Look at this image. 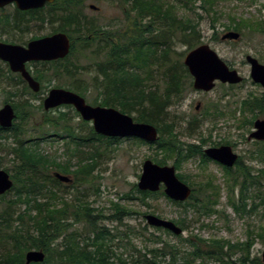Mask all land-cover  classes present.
I'll return each mask as SVG.
<instances>
[{
  "label": "trees",
  "instance_id": "16d2710c",
  "mask_svg": "<svg viewBox=\"0 0 264 264\" xmlns=\"http://www.w3.org/2000/svg\"><path fill=\"white\" fill-rule=\"evenodd\" d=\"M115 1L122 2L124 6L130 5L129 9L135 13L131 35L127 31L114 34L111 26L106 30L100 24H96L97 22L82 23L79 15L75 13V6L71 7L76 3H72L69 11L70 27L79 29V32H82L84 27L87 33H82L81 38H78L73 32L70 34L72 44L70 56H75L76 53L84 49H95V54L100 52L103 60L98 63L100 70L92 84L98 92V97L95 98L92 105L116 108L129 115L136 112L137 116L134 119L137 122L155 125L159 132L158 141L145 143L155 149L156 157L149 159L159 165H168L169 160L175 159V166L179 170L183 163L202 153L196 150L193 144L183 142L178 138L177 121L175 118H169L168 113L170 106L178 102L182 92L190 85L188 80L192 77L184 65L183 59L189 50L202 44L199 23L195 22L192 17L179 14L177 6H181V2L184 0H178V5L170 3L168 0ZM215 3L216 0H202L201 5L194 4V6L202 9L206 14L214 12ZM182 7L187 11L195 10L186 3H182ZM262 24L264 21L253 23L242 19L236 22L233 19L229 29L238 31L248 29L256 33L261 32ZM175 37L179 39V42L188 46L186 52L172 51L173 45L170 43ZM216 39H218L217 36ZM159 68H163L167 78V74L172 72L170 81H165L162 93L157 88H153L150 83L152 70ZM73 70L70 67V75ZM99 75L102 76L104 82H99ZM76 88L83 95L89 90L88 85ZM102 96L104 98L100 99ZM241 106L243 112L250 111L255 115L257 113L264 114V97L250 94L244 99ZM255 115L245 121L250 124V127L256 119ZM45 123L51 126L55 132L60 131V134L61 132L68 134L71 140L68 145L70 160L96 161V169L100 164L101 153L98 147L94 146L93 138L95 137L98 142L107 141L111 145L116 141L96 134L93 127L88 135L79 136L70 126V119L68 116L66 118L65 114L59 116L58 119L48 117L45 119ZM15 127L16 124H14L13 130ZM250 129L247 128V131L249 132ZM47 130H43L42 133ZM18 135L15 133L14 137L17 138ZM7 138L0 129V139ZM42 140H47V138L44 137L38 142L40 143ZM39 143H33L32 140H16V145H7L8 153L14 156L13 161L17 162L18 160L21 164L15 163V174H11L17 190L15 197L18 200L9 201V205L0 215V264H24L25 254L30 250H41L47 254L43 264H63L65 253L60 251V246H52V242L62 239L64 235L69 251L67 255L73 257L68 262L74 264H177L180 259L183 260V264H195L199 259L210 260V258L224 264H231L225 258L235 257L238 254L241 255L240 262L242 264H262L258 259L250 260L249 256L258 239H264V227L260 232L249 229L246 241L236 244L222 239L208 242L198 238L196 240L188 238L184 241L190 244L191 250L189 252L182 250L181 253L178 245L164 239V235L172 233L162 228H151L145 225L137 229L134 225L125 223L126 231H123L124 233H120L118 227L115 229L119 232L112 233V228L102 225L104 218L102 214H96V221L94 220L86 200L76 199L74 202H68L62 199L48 198L50 190H47V184L43 182L44 176H47L44 173L47 167L43 162L51 160V157L42 153ZM258 145L257 150L252 152L251 159L264 163V144ZM87 146H91L89 148L91 150H85ZM109 147L110 145H107L105 148L108 152L110 151ZM91 166L92 164L88 163L81 166L80 174L87 176L88 171L92 170ZM54 169L62 170L60 166H56ZM97 178L99 177L96 175ZM228 183L230 195H233L235 189L239 188L240 203L234 201L232 197L230 198V203L238 213H242L244 216L252 214L257 210L258 205H263L261 201L264 199H261L260 203L256 201L264 191V169L256 171L251 165L240 164L236 174H228ZM96 188L98 189V186ZM252 189L258 191L253 194L251 193ZM44 190H46V194L43 192ZM161 194L163 193L140 191L137 184H134L131 194H127L125 198L130 201L138 200L142 205L151 208L149 199ZM5 197L6 195L1 196L0 200ZM42 199H47V201ZM250 201L251 207L249 208ZM12 202L26 204L28 208L25 212L17 213L14 217L16 212L14 206L16 205H12ZM190 206L193 207V204ZM114 207L113 215L107 219L111 222L124 224V216L121 213L123 208L116 203H114ZM205 207L210 213L216 212L207 204ZM131 215L132 213H129L127 216ZM64 217L68 219V225H62ZM77 223H84L85 229L77 231L78 228L75 227ZM14 224L23 227L17 226L15 230H12ZM25 227H27L26 230ZM4 230H11V235H1ZM126 238L129 240L126 241ZM136 238L143 241L141 246L135 245ZM9 240L12 244H8ZM116 240H118L117 246L127 251V255L125 253L118 255L112 252L111 243ZM14 242L15 244H13ZM89 247L93 249L89 250Z\"/></svg>",
  "mask_w": 264,
  "mask_h": 264
},
{
  "label": "rangeland",
  "instance_id": "374dc122",
  "mask_svg": "<svg viewBox=\"0 0 264 264\" xmlns=\"http://www.w3.org/2000/svg\"><path fill=\"white\" fill-rule=\"evenodd\" d=\"M168 1H170V3H176V5L179 4L178 0ZM201 1L202 0H184L181 2V6H177V10L179 9L178 12L180 15L192 17L195 22L198 21L202 44H209L213 49H215L221 57L227 60L229 64L239 72L240 75L245 77L246 82L244 85L235 86L234 89H229L227 86L226 88L219 86L208 95H198L188 89L189 91L187 90L185 92L183 98L180 100V103L175 105L171 110H168V113H170L169 118H173L175 114L179 117L177 128L182 133L181 140L194 143H197L196 141L199 140V137H196L195 139H188L183 133L186 129V122L189 120V117L200 115L197 114V111H195L194 108L199 101L202 104H210L214 103V101L222 99L221 105H226V110L228 112H233L240 107V100L245 99L249 94L259 96L264 95V89L255 85L251 80L250 66L246 63V55L250 54L258 58L260 62L264 64V24L261 25V32L253 33L248 29H244V35L238 42L228 43L221 40L222 35L228 31L227 26L231 25L233 19H235L236 22H239L242 19L245 21H252L253 23L264 21V0H216L214 12L206 14L202 9L194 6V4L197 6L201 5ZM70 2H83L85 4V14L90 19H93L94 22H97L96 24H100L105 29L111 26L114 34L117 32L123 33V31L131 33L132 28L129 27V22H126L125 17L127 14L124 12V8L127 5L124 6L122 2L115 0H76ZM182 3L188 4L193 9L195 8L196 11H187L182 9ZM92 4L98 7L97 11L94 8H90V5ZM129 12L135 18V14L130 9ZM216 36H218L219 39H216ZM170 45H173L172 48L178 53L186 52L188 50V46L179 42L177 37L174 38ZM176 59H178L177 56ZM102 60L103 56L95 54V49H84L70 58V63H74V65L78 68H82V70L78 71V74L75 71L74 80L81 82V84H79L80 86H89L87 101L90 104L95 101L96 97H98V92L92 84L93 79L96 76V64ZM78 68L74 70H77ZM98 78L99 82H104L102 76L100 77L99 75ZM3 90H5V88H3ZM103 98L104 96L100 99ZM2 100L3 95L0 94V108L2 107ZM34 105L35 106L27 109V111L32 114L25 116L24 118H22V116L17 119L15 128L18 129V137L15 138L13 133L10 132L5 134V136L8 137L7 139H0L1 169L8 170L10 176L11 174H15L14 171L16 161H13L14 156L8 153L7 145H16V140H32L33 143H39L38 141L41 140L42 137L44 138L52 135H62L65 137L66 135L62 132L60 134V131L55 132L51 126H48L43 117L44 110L39 107L40 104L38 105L37 102ZM63 110L68 113L70 126L74 129L76 134H79V136H86L89 134L90 129L93 127L91 122L88 124L84 123L81 116L77 115V112L73 108ZM58 115L59 113L54 112L49 116H51L52 119H58ZM131 116L136 117L137 113L134 112ZM238 116L240 119L242 118L241 115ZM201 120V135L207 136L212 122L204 120V118ZM237 123L238 121L230 116H226L225 119H221L218 122V132L213 135L214 139L216 141H218L219 138H225L231 141L237 140L235 136L237 133L235 128ZM39 129L48 130L42 134V132H39ZM229 133L231 135H228ZM245 134L248 136L247 131ZM65 142L66 141L60 140V138L52 139L49 137L47 140H42L39 143V149L44 155L56 158L59 160L58 162H60L67 158ZM107 145H110L109 152L105 149ZM95 146L98 147L99 152L101 153L100 164L96 169V175L99 177L96 179V186H98L99 190L96 188V201L89 200V206L91 208H96V212L101 210L100 212H103L105 216L113 215L115 210L113 203L122 206L123 209L121 210V213L124 214L123 216L127 215L126 213H128L129 210L136 212V214H133L128 218L125 216L123 220L124 224L107 220L105 222L103 221L102 225L112 228V233L116 234L119 231L120 233H124L123 231H126L125 223L132 224L137 229L141 226H145L146 221L144 216L148 213L167 220L185 221L184 223L187 228L184 235L181 236L184 237V239H181L173 234L164 235L165 240L178 245V249L181 250V253L182 250L188 252L191 250L190 244L184 241L188 238L193 237L195 240L198 238L204 241L222 239L229 240L231 243L236 244L246 241L247 231L249 229H254L256 232H260L261 228L264 227V201H261V199H264V191L261 197L257 198L256 201L257 203H260L261 201L263 205H258L255 212L245 216L242 213H238L230 203V198L232 197L234 201L240 203L239 188H236L233 195H230L228 191V178L225 176L222 168L213 162H206L202 164L199 157H194L188 162L183 163L182 168L179 171V173L187 176L190 181L195 182L198 186L201 183H204L209 178V175H213L216 178L215 183L220 187V194L218 205L215 209H217L219 214L199 215L192 207L185 208L174 205L164 195L149 199V202L152 205L151 208L142 205L138 200L130 201L121 198L122 195L131 193L134 184L138 183L139 175L142 173V165L144 161L150 157H156L154 148L128 138L114 142L112 145L107 141H96ZM87 147L85 150L91 148V146ZM254 150H257V147L253 142L248 144L243 141L237 147V153L243 157L245 163L253 166L256 171L264 169V163L259 160L251 159V155ZM173 162L174 160H169V165H173ZM17 163L21 164L18 160ZM52 170L55 169L52 168L51 171ZM258 175L260 176L261 174L258 173ZM12 180L14 181V179ZM11 190L10 193L6 195L5 199L0 200V215L9 205V201L18 200V198L15 197L17 193L15 181ZM257 191V189H252L251 193L254 194ZM74 198L75 196L70 194L67 196V201L74 202L76 200ZM42 200L47 201V199ZM86 201L88 202V200ZM249 203L250 208L251 201ZM91 204L93 205L91 206ZM12 205H16L14 206L16 208L14 217H16L17 213L25 212L28 208L26 204H20V202H12ZM25 219H27V216H25ZM17 226L14 224L12 230H15ZM19 227L21 228L23 226L20 225ZM75 227L78 228L77 231L80 232L85 229V224L77 223ZM116 227H118L119 231L115 229ZM24 229L26 230L27 227ZM11 233V230H4L1 232V235L5 236L4 234H6V236H9ZM60 240L61 238L59 241ZM128 240L129 238H126V241ZM117 243L118 240L111 243L112 252L118 255L121 253H125V255H127V251H124L123 248H119ZM134 243L136 246H141L143 241L136 238ZM8 244H12L11 240H9ZM13 244H15V242ZM263 251L264 239L259 238L251 250L249 259H258L262 264H264L262 261ZM240 258L241 255L238 254L235 257L225 259L231 264H242L240 262ZM215 262V259L213 262L207 259H200L196 262V264H224L223 262ZM177 264H183V260L180 259Z\"/></svg>",
  "mask_w": 264,
  "mask_h": 264
},
{
  "label": "flooded vegetation",
  "instance_id": "af4514ba",
  "mask_svg": "<svg viewBox=\"0 0 264 264\" xmlns=\"http://www.w3.org/2000/svg\"><path fill=\"white\" fill-rule=\"evenodd\" d=\"M83 2H78L76 3V5L71 6L72 3L69 0H0V94L3 95L2 107L0 108V110L3 109L7 105H11L13 107L15 114H16V118L14 120L13 126L19 117L23 116L22 118H24L25 116H29L30 114H32L29 111H27V109L29 107L35 106L34 104L36 102L38 103V105L40 104L39 107L44 110L43 112L44 120L48 117L52 118L49 115L53 114L54 112L59 113L57 118L63 114H65L67 118L68 113L64 112L63 109H69V108L74 109V107L71 105L64 104V105H61L55 108H51L49 110L45 109V100L49 97L52 90L62 89V90L72 91L84 97L87 101V93L83 95V93L76 88L80 86L79 84H81V82L74 80V74L76 72L78 74V71L82 70V68L81 67L78 68L76 65H74V63H70V58L72 57L70 56V53L66 54L65 56L61 58H55V59H50V60L35 59L30 54L29 56L26 54V51L30 50V45L33 42H38L44 39H49V38H52L58 35H61V36L63 35V36H66L68 39H70V34L72 32L78 38H81L83 36L82 33H87L84 27L82 28V32H79V29L77 30L75 27L71 28L70 22H69L70 6L71 7L75 6L74 8L75 13L79 15V18L82 21V23L86 24V23L94 22L93 19H90L85 14L84 12L85 4ZM128 7L126 6L124 8V12L127 14L125 19H126V22H129L130 24L129 27L133 29L132 23H133L134 16L130 14ZM90 8L91 9L94 8L96 11L98 10V7L93 4L90 5ZM229 27L230 25L227 26L228 31L224 33L222 37L228 32H239L242 38V36L244 35L243 31L229 29ZM129 35H131V33H129ZM222 37H221V40L228 42V43H232V42L235 43L241 39L240 38L237 41L236 40H223ZM174 50L175 49L172 48V51ZM216 53L218 54L217 51ZM98 54L101 55L99 51L97 55ZM42 55L44 54L42 53ZM249 55L250 54L246 55V58ZM219 57L228 66H230L232 69H235L229 64L227 60L221 57V55H219ZM98 63L96 64V75L100 70V66ZM246 63L248 64L247 60H246ZM70 67L73 69H76V68L78 69L73 70V73L70 75L69 74ZM250 70H251V67H250ZM171 73L167 74L169 78L168 79L165 75L163 68L152 70V75L150 77V83L152 87L157 88L159 92L162 93L163 87L165 85V81L169 82L171 79L170 78ZM191 77L192 79L188 80L190 82L189 87L184 92H182L181 96L178 98V102L174 105H171L168 110H171L175 105H178L180 103V100L183 98L185 92L188 89L194 93H197L198 95H206V94L208 95L212 93L214 90H216L217 87L219 86L223 88H226L227 86L229 89H234L235 86L244 85L246 82V79L244 76H242L244 80L240 84L233 85L229 83H222L221 81H216L215 87L212 90L204 91V90H196L194 88V78L192 75ZM254 84L257 85L258 87H262L259 84H256V83ZM3 88H5V90H3ZM262 96L264 97V95H261V97ZM243 101L244 99L240 100V107H238L237 110L233 112L232 111L228 112L226 110V105L225 106L221 105L222 99H220L219 101H214V103H210V104H202L199 101L194 108H195V111H197V114H200V115L189 117V120L186 122V129L183 133L188 139H195L196 137H199V140L196 141L197 143L181 140L182 133L177 128V135L181 141L193 144L196 150H199L202 152L196 156L200 158L201 163L204 164L206 162H213L219 165L222 168L227 178H228V174L230 173L236 174L240 164H247L243 160V157L237 153V147L243 141L248 144L253 142L256 147L259 146L258 144H261V143L264 144L263 141L249 139V135L254 129V122H253V125L250 127V124L248 122L245 123V121L253 118L255 113L250 112V111L243 112L241 110L242 108L241 105ZM237 114L241 115L242 118L240 119ZM226 116H230L238 121L235 127L237 131V133L235 134L237 140L231 141L229 139L219 138V140L216 141L213 135L214 133L218 132V127H219L218 122L221 119H225ZM255 116H256L255 121L258 119L264 118V114H261V113H257ZM173 118H175V121H177L176 126L178 127V123H179L178 115L175 114ZM203 118L204 120H208L212 122L207 136L201 135V132H200L201 121H202L201 119ZM134 121L137 122L135 119ZM139 123H144V122H139ZM13 126L7 129L2 128L0 126V129L4 135L10 132H12L13 135L15 133L18 135V129L14 128L13 130ZM247 128H251L249 132L247 131ZM246 131L248 133V136H246L245 134ZM39 132H44V131L39 129ZM63 134H66L65 137H63L62 135L46 136V138H49V137L52 139L60 138V140L66 141L65 148H66V157H67L65 160H62L60 162H58L59 160L57 159L54 160L52 157H51V160H47L43 162L45 166L47 167L44 173L48 175L46 177L44 176L43 182L47 184L46 186L47 190L51 191V192L50 191L48 192L47 196H49L48 198L50 199H58V200L62 199V200L67 201V196L72 194L75 196L74 199L88 200V203L90 204L89 200L96 201V161L88 160V161L81 162V161H76V160H70L69 153H68V145H69V142H71V140L67 133H63ZM228 135H231V134L229 133ZM41 139H44V138L42 137ZM93 139L95 141L94 143V146H95L96 138L94 137ZM113 139L116 140L115 142H118L122 140L123 138H113ZM128 139H132L138 143L144 142L141 144L149 143L139 138L131 137ZM223 146L230 147L233 150V152L238 155V160L232 167H228L216 160H213L205 154V151L207 149L220 148ZM173 160L175 162V159ZM174 162H173V165H170V166H174L176 168ZM86 163L92 164L91 166L92 170L91 172L88 171L87 176H84L80 174V169H81V166H83ZM168 165H169V162H168ZM56 166H60L62 170L58 171L57 169H55L51 171V169ZM181 168L179 170L176 168V174H177V177L182 182H184L190 187L191 194L189 198L186 199L185 201L172 200L166 195L165 188L163 185L161 186L160 190L157 192L163 193L161 195L162 196L164 195L174 205L187 208V207H192L190 205L193 204L192 208L195 209L199 215H202V214L212 215L215 213L219 214L217 209H215L216 206L218 205V199H219V194H220V187L215 183L216 178L213 175H209V178L204 183H201L198 186L197 184H195V182L190 181L187 176L183 175L182 173H179ZM41 173H43V171H41ZM57 174L67 177L68 181L60 180V178L57 177ZM138 183H139V180H138ZM138 183H136L137 187H138ZM212 186L217 187V188L215 189ZM43 192H45V194L47 193L46 190H44ZM157 192H152V193H157ZM9 193L10 191L4 195H7ZM127 194H131V193H127ZM127 194L122 195L121 198L126 199L125 196ZM206 204L208 205V207H212L216 212H211V213L208 212V208L205 207ZM92 205L93 204H91V206ZM113 206H114V203H113ZM89 210L93 214L95 221H96V213L102 214L104 216L102 221L104 222L106 220L109 221L107 217L111 215L105 216L103 212H100L101 210L96 212V208L94 207L92 208L89 207ZM129 213H132V215L136 214V212L132 210H129L128 213L126 214L128 215ZM127 215L125 216L128 218ZM145 216H144V219H145ZM170 221H173L177 226H179L183 230L182 233L179 235H176L172 232L171 233L177 237H180L181 239H184V237H181V236L184 235L186 228H187L184 223L185 221H181V220H170ZM64 224L68 225V219H66L65 217L62 220V225ZM146 225H148L151 228H156V227L150 226L147 223V221H146ZM64 238H65V235L62 237L60 241L59 239L54 240L52 242V246L53 245L60 246L61 247L60 251L62 253H65L63 264H74L72 262H68V260L72 259L73 257L67 255L69 251L67 249L68 248L67 242H66L67 240ZM191 239H194V238L192 237ZM91 249L93 248L89 247V250ZM30 251H33V250H30ZM35 251H41V250H35ZM28 252H26V254ZM26 254H25V263H26ZM45 255L47 256L46 253ZM45 260L42 263L33 262L31 264H43ZM213 260L214 258H210V261L213 262ZM216 262H220V261L216 260ZM76 264H81V263H76Z\"/></svg>",
  "mask_w": 264,
  "mask_h": 264
},
{
  "label": "water",
  "instance_id": "95a60500",
  "mask_svg": "<svg viewBox=\"0 0 264 264\" xmlns=\"http://www.w3.org/2000/svg\"><path fill=\"white\" fill-rule=\"evenodd\" d=\"M239 32H228L223 40H239ZM71 43L66 36H54L30 45V50L26 51L35 59H55L61 58L70 53ZM42 53L45 55H42ZM251 67L250 78L254 83L264 88V64L249 55L246 58ZM185 66L194 78V88L196 90L210 91L215 87L216 81L229 84H240L244 78L235 69L228 66L208 44H203L188 52L184 60ZM31 81V80H30ZM71 105L80 114L82 119L93 122L94 130L97 134L110 138H139L144 141L156 142L159 135L155 125L149 123L135 122L134 118L128 114L112 107L92 106L86 100L72 91L55 89L45 100V109L49 110L61 105ZM16 118L15 111L11 105L0 110V126L11 128ZM250 140L264 142V118L254 122V129L249 135ZM205 154L228 167L234 166L238 160V155L228 146L220 148H210ZM62 181L68 178L57 174ZM14 182L10 174L0 168V196L6 194L13 188ZM164 186L166 195L176 201H185L191 194L190 187L182 182L176 174V168L170 165H159L151 159L144 161L142 174L138 187L142 191L157 192ZM147 223L156 228H164L179 235L182 229L173 221L162 219L153 214L145 216ZM46 255L42 251H29L26 254V263H42ZM264 263V251L262 255Z\"/></svg>",
  "mask_w": 264,
  "mask_h": 264
}]
</instances>
